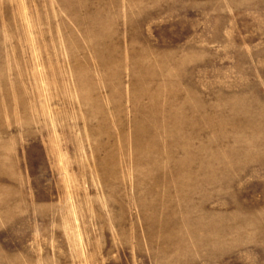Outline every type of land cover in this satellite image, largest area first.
<instances>
[{
	"label": "rangeland",
	"instance_id": "1",
	"mask_svg": "<svg viewBox=\"0 0 264 264\" xmlns=\"http://www.w3.org/2000/svg\"><path fill=\"white\" fill-rule=\"evenodd\" d=\"M0 264H264V0H0Z\"/></svg>",
	"mask_w": 264,
	"mask_h": 264
}]
</instances>
